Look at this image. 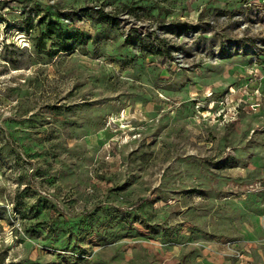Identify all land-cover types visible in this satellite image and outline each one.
I'll use <instances>...</instances> for the list:
<instances>
[{
  "label": "rangeland",
  "instance_id": "374dc122",
  "mask_svg": "<svg viewBox=\"0 0 264 264\" xmlns=\"http://www.w3.org/2000/svg\"><path fill=\"white\" fill-rule=\"evenodd\" d=\"M0 264H264V0H0Z\"/></svg>",
  "mask_w": 264,
  "mask_h": 264
}]
</instances>
